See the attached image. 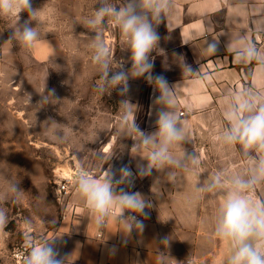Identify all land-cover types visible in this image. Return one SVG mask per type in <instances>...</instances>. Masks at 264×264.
<instances>
[{
	"label": "crops",
	"instance_id": "1",
	"mask_svg": "<svg viewBox=\"0 0 264 264\" xmlns=\"http://www.w3.org/2000/svg\"><path fill=\"white\" fill-rule=\"evenodd\" d=\"M157 30L160 41L150 54L153 74L163 75L175 85L172 106L153 101L154 90L156 96L160 92L143 76H135L131 53L123 41L122 49L129 53L121 63L130 85L123 91L124 97L134 104L135 123L145 132L155 131L156 110L173 112L185 128L187 142L174 147L172 154L181 158L185 151L194 152L199 164L165 165L154 168L150 176H140L138 169L147 166L150 149L132 148L139 141V133L134 131L128 145L113 154L100 172L83 168L101 179L113 170L117 179L123 177L118 170L127 166L131 183L124 182L123 189L142 194L147 216L138 219L144 224L143 231L134 226L129 233L127 224L132 222L117 219L115 212L98 228L73 186L56 226L35 244L59 239L57 247L61 255H67L66 264H165L170 259L225 264L230 255L229 243L214 235L223 197L208 194L196 199V185L218 171L226 178H246L255 163V153L242 155L239 145L224 146L218 137L227 124L226 106L238 101L239 93L264 97V0H171L166 20ZM212 43L218 46L215 54L208 51ZM249 47L258 53L252 62L239 55ZM9 52L2 48V53ZM65 52V43L58 36L41 37L29 51L39 61L64 57ZM187 66L199 71L188 73ZM121 84L124 88L123 81ZM158 142L157 138L151 147ZM112 187L119 195L122 186L114 183ZM249 195L253 202H264V183ZM2 237L0 230V243ZM165 237L169 246L161 243ZM0 255H7L1 247Z\"/></svg>",
	"mask_w": 264,
	"mask_h": 264
},
{
	"label": "rangeland",
	"instance_id": "2",
	"mask_svg": "<svg viewBox=\"0 0 264 264\" xmlns=\"http://www.w3.org/2000/svg\"><path fill=\"white\" fill-rule=\"evenodd\" d=\"M107 2L122 6L125 0ZM32 4L42 9L33 22L40 38L60 37L66 52L52 61L36 60L18 40H9L15 18H0V211L6 214L0 247L7 253L0 255V264H18L13 248L42 242L56 226L64 167L98 173L134 132V104L125 99L121 82L110 79L129 52L111 23L95 31L87 26L97 0ZM25 19L27 13H21L20 22ZM96 32L109 52L107 70L94 60ZM4 47L9 54L2 53Z\"/></svg>",
	"mask_w": 264,
	"mask_h": 264
},
{
	"label": "clouds",
	"instance_id": "3",
	"mask_svg": "<svg viewBox=\"0 0 264 264\" xmlns=\"http://www.w3.org/2000/svg\"><path fill=\"white\" fill-rule=\"evenodd\" d=\"M92 17L87 21V26L95 31L107 27L111 23L119 29L120 36L127 44L131 53L132 68L137 77L143 76L150 84L156 86L160 95H155L154 100L172 106L171 93L175 85H170L167 79L160 74H153V60L150 58L152 51L158 46L160 35L158 26L165 22L167 10L171 0H125L122 6L109 4L107 0H97ZM41 8H34L32 0H0V18H15V26L9 40H18L21 47L31 50L40 40V32L33 22L37 21V14ZM21 13H27V19L21 23ZM36 24V23H35ZM102 33L96 32L94 47L96 54L94 60L107 70L108 49L100 37ZM208 51L215 54L218 46L209 44ZM241 60L252 62L258 56L254 47L245 49L240 54ZM188 73L198 70L186 67ZM107 75V72H105ZM111 82L117 84L124 82V88L129 90L128 74L121 69L111 77ZM55 95L54 90H51ZM239 100H233L225 110L226 126L220 133L218 140L224 146H240L242 155L252 156L255 153V163L249 175L245 178L239 175L226 178L221 171L205 177L203 182H197L195 198L200 199L212 194L223 197V203L215 217L214 235L230 245V255L225 264H264V202H253L249 193L256 186L264 183V97L255 96L248 92L238 94ZM126 122V117H125ZM155 131L145 132L135 122L132 130L139 133V141L132 148L141 146L149 148L146 157L147 166L138 169L140 176H150L154 168L165 165L183 167L188 162L192 165L199 164V157L194 152L185 151L181 158L172 154L174 147L187 142L185 128L180 119L164 108L156 110ZM158 138V144L152 148ZM125 183H131L132 173L127 166L119 170ZM116 172L111 170L105 178H96L81 168L76 174V191L91 212L98 228L103 226L106 218L115 212L116 218L121 221H131L127 224V231L131 233L135 226L143 231L144 224L135 215L125 216V211L137 212L146 217V200L139 192L120 189L119 195L112 185L121 183L115 179ZM19 191V186H14ZM6 222V214L0 211V226ZM59 239L45 241L33 245L26 254L23 264H65V257L61 255L57 244ZM169 239L165 237L162 244L169 246Z\"/></svg>",
	"mask_w": 264,
	"mask_h": 264
},
{
	"label": "built area",
	"instance_id": "4",
	"mask_svg": "<svg viewBox=\"0 0 264 264\" xmlns=\"http://www.w3.org/2000/svg\"><path fill=\"white\" fill-rule=\"evenodd\" d=\"M81 169L80 167H75L74 172L71 176H62V179L58 182L57 186V194L60 199H65V197L69 194L71 191V188L76 185V174L77 170ZM117 179H120L121 183L119 185H124V178L118 177ZM128 215H135L137 219H142L143 216L139 215L137 212H130L128 210L125 211V216ZM31 245L22 244L17 245L13 248L11 251V257L12 259L18 263L23 264L24 258L26 254L30 251ZM66 264V263H65ZM165 264H194V260L192 259H170Z\"/></svg>",
	"mask_w": 264,
	"mask_h": 264
},
{
	"label": "bare ground",
	"instance_id": "5",
	"mask_svg": "<svg viewBox=\"0 0 264 264\" xmlns=\"http://www.w3.org/2000/svg\"><path fill=\"white\" fill-rule=\"evenodd\" d=\"M109 144H111V142H109ZM74 172V168H70V167H64L62 169V174L63 176H71Z\"/></svg>",
	"mask_w": 264,
	"mask_h": 264
}]
</instances>
